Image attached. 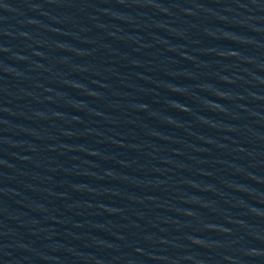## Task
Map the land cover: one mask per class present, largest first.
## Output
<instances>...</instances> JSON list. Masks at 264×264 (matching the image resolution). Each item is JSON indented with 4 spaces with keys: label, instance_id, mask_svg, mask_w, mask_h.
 Here are the masks:
<instances>
[{
    "label": "water",
    "instance_id": "1",
    "mask_svg": "<svg viewBox=\"0 0 264 264\" xmlns=\"http://www.w3.org/2000/svg\"><path fill=\"white\" fill-rule=\"evenodd\" d=\"M0 264H264V0H0Z\"/></svg>",
    "mask_w": 264,
    "mask_h": 264
}]
</instances>
